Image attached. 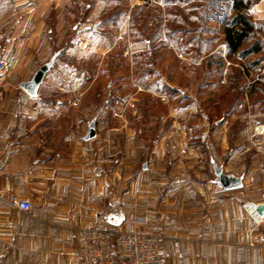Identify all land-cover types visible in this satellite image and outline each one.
<instances>
[{
    "label": "crops",
    "instance_id": "obj_1",
    "mask_svg": "<svg viewBox=\"0 0 264 264\" xmlns=\"http://www.w3.org/2000/svg\"><path fill=\"white\" fill-rule=\"evenodd\" d=\"M81 1L0 0V59L7 65L0 84V264H83L81 237L96 224L112 230L141 226L159 235L163 264H264V217L258 220L247 208L264 203V137L248 144V133L237 129L228 151L229 136L219 135L222 159L210 153L214 177L212 159L243 176V187L227 190L206 177L208 166L196 163L191 143H167L170 131L146 144L131 127H116L111 100L131 107V96L112 89L104 106L91 114L90 103L81 112V87L88 80L82 61L105 54L99 51L102 21L76 20L72 6ZM68 29L75 31L72 37ZM57 50L54 67L31 96L21 82ZM140 78L141 91L168 97L170 87ZM69 107L78 112L73 122L82 125L75 130L65 127ZM92 120L96 136L87 140ZM257 125L263 127L264 119L241 129ZM212 128L204 125L196 136L214 139ZM14 197L32 208L14 206Z\"/></svg>",
    "mask_w": 264,
    "mask_h": 264
},
{
    "label": "rangeland",
    "instance_id": "obj_2",
    "mask_svg": "<svg viewBox=\"0 0 264 264\" xmlns=\"http://www.w3.org/2000/svg\"><path fill=\"white\" fill-rule=\"evenodd\" d=\"M244 1L250 3L246 15L253 30L240 51H249L256 43L262 49L230 56L223 41L224 27L236 13L233 0H82L72 6L77 21L107 19L110 28L99 40L104 57L89 56L82 61L88 80L82 84L83 99L78 108L82 112L85 105L94 104L92 114L106 99H112V89L122 98L131 96V107L111 100L113 108L108 112L114 113L113 124L136 130L146 144L170 131L173 134L166 139L168 144L179 147L183 141L197 149V160L188 163L187 158L184 165H194L196 160L208 166L206 177L213 178L210 153L214 151L217 159H222L217 155L220 134L229 136L225 139L228 151L235 146L229 139L237 129L248 133V144L260 135L264 137V126L241 129L246 122L264 119V0ZM66 33L72 37L75 31L68 29ZM121 34L124 39L119 38ZM140 76L141 81L149 80L153 85L158 81L159 86L170 87L168 97L151 89L141 91L136 84ZM77 113L71 107L65 110L66 130L82 126L73 122ZM173 115L177 116L175 124L170 122ZM218 120L220 127L212 128ZM204 125L214 129V139L202 141L196 136ZM187 151L185 146L183 152Z\"/></svg>",
    "mask_w": 264,
    "mask_h": 264
},
{
    "label": "built area",
    "instance_id": "obj_3",
    "mask_svg": "<svg viewBox=\"0 0 264 264\" xmlns=\"http://www.w3.org/2000/svg\"><path fill=\"white\" fill-rule=\"evenodd\" d=\"M121 34L120 39H124ZM92 38V37H91ZM6 62L0 59V84L4 78ZM11 204L29 211L27 200L14 197ZM83 264H163L160 236L138 226L128 230H112L102 224L92 225L81 237Z\"/></svg>",
    "mask_w": 264,
    "mask_h": 264
},
{
    "label": "water",
    "instance_id": "obj_4",
    "mask_svg": "<svg viewBox=\"0 0 264 264\" xmlns=\"http://www.w3.org/2000/svg\"><path fill=\"white\" fill-rule=\"evenodd\" d=\"M93 29L97 28V24H94L92 27ZM90 29V27H87ZM61 51H55L52 56L44 62L39 68L35 71L34 75L31 79L22 81L21 87L27 91L31 96H37L38 91L47 73L54 67L57 57L60 55ZM96 136V124L95 120H92L89 123L88 129L86 131L85 139L89 140ZM214 172H215V183L218 184L220 187L224 189L231 190V189H238L243 187V176L236 175L234 173L225 172L222 165H218L217 162L212 159ZM147 165H145L146 167ZM247 208L251 211L255 217L260 220L264 217V203H254L249 202L247 203Z\"/></svg>",
    "mask_w": 264,
    "mask_h": 264
},
{
    "label": "trees",
    "instance_id": "obj_5",
    "mask_svg": "<svg viewBox=\"0 0 264 264\" xmlns=\"http://www.w3.org/2000/svg\"><path fill=\"white\" fill-rule=\"evenodd\" d=\"M256 1V0H255ZM250 8V3L244 0H233V9L235 15L230 19V23L224 27V41L223 43L227 45L229 49L228 55H233L240 53L241 55H249L251 53H257L262 49L261 44L256 43L249 51H240L243 44L247 41L250 36V31L253 30V23L249 20L247 11ZM107 19L102 21L103 28H99V33L105 36L108 34L110 29L106 24ZM107 28H104V26ZM106 30V32H105ZM151 58H148V64H150Z\"/></svg>",
    "mask_w": 264,
    "mask_h": 264
}]
</instances>
